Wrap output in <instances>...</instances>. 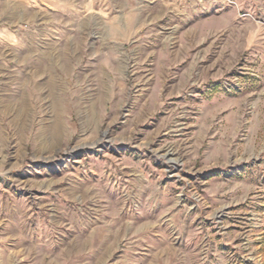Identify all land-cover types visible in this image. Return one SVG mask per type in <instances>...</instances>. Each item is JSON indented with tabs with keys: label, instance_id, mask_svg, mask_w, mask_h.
I'll return each instance as SVG.
<instances>
[{
	"label": "rangeland",
	"instance_id": "1",
	"mask_svg": "<svg viewBox=\"0 0 264 264\" xmlns=\"http://www.w3.org/2000/svg\"><path fill=\"white\" fill-rule=\"evenodd\" d=\"M0 264H264V0H0Z\"/></svg>",
	"mask_w": 264,
	"mask_h": 264
},
{
	"label": "bare ground",
	"instance_id": "2",
	"mask_svg": "<svg viewBox=\"0 0 264 264\" xmlns=\"http://www.w3.org/2000/svg\"><path fill=\"white\" fill-rule=\"evenodd\" d=\"M36 64H37V63H36ZM39 65H40V63H39ZM66 65H67V64H66ZM37 66H38V65H37ZM22 107L27 111L28 108L26 107L24 101L22 102ZM23 108H22V109H23ZM26 111H25V112H26ZM23 114H24V113H23ZM20 115H21V114H20ZM59 126H60V125H59ZM57 130H58V129H57ZM56 135H57V134H56Z\"/></svg>",
	"mask_w": 264,
	"mask_h": 264
}]
</instances>
